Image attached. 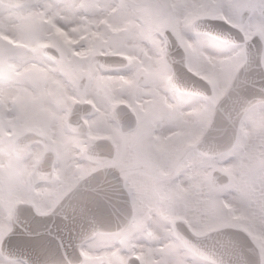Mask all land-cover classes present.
I'll list each match as a JSON object with an SVG mask.
<instances>
[{"label":"snow or ice","instance_id":"obj_1","mask_svg":"<svg viewBox=\"0 0 264 264\" xmlns=\"http://www.w3.org/2000/svg\"><path fill=\"white\" fill-rule=\"evenodd\" d=\"M5 9L12 39L0 41V102L17 114L25 102L52 107L37 68L74 88L87 73L83 91L123 129L128 164H142L147 183L137 185L144 211L109 206L107 235L95 238L92 177L63 175L72 147L60 111L51 132L10 134L14 117L0 118L12 154L0 166V264H264L253 237L264 234V0H0ZM233 56L242 62L222 85L190 71L196 59ZM193 98L210 106L194 134L184 115ZM42 153L56 155L37 167ZM17 191L24 198L14 202Z\"/></svg>","mask_w":264,"mask_h":264},{"label":"rangeland","instance_id":"obj_2","mask_svg":"<svg viewBox=\"0 0 264 264\" xmlns=\"http://www.w3.org/2000/svg\"><path fill=\"white\" fill-rule=\"evenodd\" d=\"M0 14H5L6 16L9 15V13L7 12V9H5L4 13H0ZM0 32L2 33L3 31L1 30ZM79 34H80V36L84 35L83 32H81ZM89 35H90V33H89ZM58 36L63 42L68 43V44L74 43L73 41L76 40V34L75 33L67 34V33H64L61 31L60 33H58ZM201 74H204V72ZM209 74H211L212 76L210 75L211 76L210 77V76H207L205 74L204 75L207 79H209V81H214L215 78L213 77V73L209 72ZM82 77H85V79H87L88 78L87 73H85ZM65 84L67 86V89L69 90V91L67 90V92H68L67 94L65 92H63L64 86H62V85H65ZM53 87L55 90V93H53V96H52L53 108L47 109V107H44L46 102L37 103L38 107L42 110L43 119L46 118L45 123L41 124V126L38 125L37 127L41 128L45 132H51V130H52L51 129L52 118H50V117H51V114H52V117L54 115L53 109H58L61 114L64 113V118H63L64 119L63 120L64 126L67 130V133L72 134V137L69 141V143L72 147V152L70 153L69 159L67 161V168H66L67 172L63 173V175H68L72 170H78L82 174V176H85L88 173H90L91 171L101 167L99 164H94V163L88 162V160L85 159L84 157L78 159L77 158V152L79 150L83 149L86 142L93 141V139L95 138L96 135L108 133L112 137L111 141L115 144L116 150L118 147V151H116L114 158L112 160H109L108 162H106L104 164L105 165H114V164L117 165L118 168L120 169L119 171L122 173V176L124 177V181H125V184H126L128 191L135 194L137 192L138 173L136 172L134 167H131L128 164V160H127V157H128V150H127L128 140L125 136L122 135L123 131L120 129V127L118 125H116L114 122L109 121L108 119H106L104 117L103 113L106 110L103 107H101V109L99 110L100 112H98L97 110L96 111L92 110V112H91V114L93 112H95V114L98 113V115L100 116L98 118L96 117L95 123L91 124L88 120L89 117L88 118L84 117V120L86 121V124H87L86 132H83V133L72 132L71 130H69V128L67 127V125L65 123V118L67 117L71 103H73L74 100H76L78 98H80V99L91 98L95 102H96V100L91 94H88L87 92L83 91L84 85H83V87L78 86V88H74V87H70L66 82L63 81V82H56L53 85ZM222 94H223V91L218 89L217 90V97L219 98L220 96H222ZM120 99L125 100L124 97H119L116 100H120ZM97 105L99 107L98 103H97ZM49 114H50V117H49ZM201 122L202 121H199L200 125H201ZM208 122H209V116H207V120H206L205 124L202 125L201 128L202 129L206 128V126L208 125ZM12 128L14 129V131L16 133H22L24 131V127L18 123L13 124ZM62 139H63V137H62ZM5 153H6L5 158L0 159V166L9 163L10 157L12 156L7 145H6ZM42 154H40V156ZM55 155H56V153H55ZM37 160H36V162H37ZM0 170H2V169H0ZM33 194L35 196H39L41 194V190L40 189H33ZM23 198H24L23 193L20 191H17L13 196V201L19 202V200H21ZM263 235L264 234L253 233V237H254L255 241L257 242V244L260 247H261V244L264 243V239L262 238ZM82 254H83V250H82Z\"/></svg>","mask_w":264,"mask_h":264},{"label":"clouds","instance_id":"obj_3","mask_svg":"<svg viewBox=\"0 0 264 264\" xmlns=\"http://www.w3.org/2000/svg\"><path fill=\"white\" fill-rule=\"evenodd\" d=\"M241 62L242 61L238 56L221 59L215 65H210L209 62L196 59L194 61V66L190 69V71H195L198 75H201L203 72H209L208 69L211 67L212 71L210 73H213L217 83L222 85L226 82L227 74L234 71ZM163 87L172 95H176L182 92L184 85L177 80H165L163 82ZM220 90L223 91L222 88H220ZM215 99H218L217 92L215 93ZM189 103L193 106L192 110L186 112L184 115L188 122L192 125V132L194 134L200 125V117L210 111V106L198 104L194 98L191 99ZM134 168L138 173L137 184L147 183V177L144 175V166L142 164H138ZM108 174L110 175L112 182L105 187L104 191L95 195V199L99 201L100 207L97 210L99 215L93 221L92 229L94 237L98 239H103L107 235L103 229L108 226L105 214L109 206L118 203L123 210L122 215H137L144 211V204L138 191L133 194L130 191H125L120 186L121 181L119 178V170H108ZM261 247L264 248V243L261 244Z\"/></svg>","mask_w":264,"mask_h":264},{"label":"bare ground","instance_id":"obj_4","mask_svg":"<svg viewBox=\"0 0 264 264\" xmlns=\"http://www.w3.org/2000/svg\"><path fill=\"white\" fill-rule=\"evenodd\" d=\"M199 11H200L199 9H194L193 14H198ZM2 15H5V14H2ZM1 30L3 31L2 33L0 32V40L1 41L6 39V36L8 38V41H9V39L10 40L12 39V34H11L9 27L7 25L0 23V31ZM62 32L69 34V32H66L63 30H62ZM204 74L207 76L211 75V74H209V72H204ZM213 77L215 78L214 74H213ZM34 78L38 82L40 88L42 89L43 98L45 100L49 101L52 105V107H49V103H45L44 107H47V109L53 108L52 96H53V93H55L53 85L56 82H63V81H61L58 77L49 76L43 69H40V68H37L34 71ZM62 86H64L63 92H65L67 94L68 89H67L66 84L62 85ZM100 109H101V106L99 105V110ZM99 110H97V111L100 112ZM94 115L97 118L100 117L98 115V113L94 114ZM207 116H208V114H204L200 117V121H202L201 125H200L201 127H202V125L205 124V122L207 120ZM3 117H14L13 122H15V121L19 122L25 128H28V126H35V125L41 126V124L45 123V121H46V118H44L45 120L43 119L42 110L38 107L37 103L25 102L23 104V107L20 110L19 114H17V104L13 103L11 100H9L7 103L0 102V118H3ZM49 117H50V114H49ZM50 118H52V114H51ZM63 118H64V113H62V121H63ZM88 120L91 124L95 123V121H96V119L92 120L90 117ZM54 127H56V125H54L52 122V125H51L52 130L51 131H53ZM64 132L67 134V137L69 138V141H70L72 134L67 133L65 126H64ZM5 151H6V145L4 143L0 142V159L5 158V156H6ZM127 160H128V157H127ZM66 172L67 171L65 168L63 170V173H66ZM262 238L264 239V235L262 236Z\"/></svg>","mask_w":264,"mask_h":264},{"label":"water","instance_id":"obj_5","mask_svg":"<svg viewBox=\"0 0 264 264\" xmlns=\"http://www.w3.org/2000/svg\"><path fill=\"white\" fill-rule=\"evenodd\" d=\"M89 111V107L87 105L83 104H76L73 108L71 114L69 117H71L72 123L69 124V126L75 130V131H84L85 125L81 119L82 114L87 113ZM37 138L30 137L31 142L35 141ZM112 146L108 144L106 140L102 141H96V143L92 146V149L88 151V156L96 160L98 162H103L104 160H108L112 155ZM98 154V155H95ZM53 157L52 153H46L44 158L40 161L39 164H37V167H40V165L44 162L45 157ZM116 169L115 167H106L99 169L95 172H92L90 175L92 177L91 181V191L97 195L98 193L105 190V187L110 184L111 177L108 174V170ZM120 181L122 180L119 176ZM122 184V181H121ZM123 188V187H122ZM124 189V188H123Z\"/></svg>","mask_w":264,"mask_h":264}]
</instances>
